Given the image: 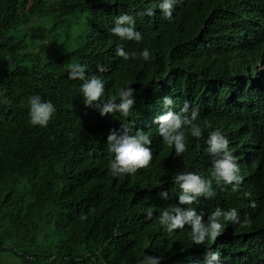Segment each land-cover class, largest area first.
Wrapping results in <instances>:
<instances>
[{
  "label": "clouds",
  "instance_id": "obj_1",
  "mask_svg": "<svg viewBox=\"0 0 264 264\" xmlns=\"http://www.w3.org/2000/svg\"><path fill=\"white\" fill-rule=\"evenodd\" d=\"M88 5L81 17L55 13L66 51L48 38L31 51L68 84L48 143L27 147L37 166L25 179L60 185L97 141L106 175L140 187L130 207L165 237L143 236L138 264H264V0ZM176 23L180 33L162 38ZM26 104L34 129L54 124L50 101ZM4 247L0 264H20Z\"/></svg>",
  "mask_w": 264,
  "mask_h": 264
},
{
  "label": "trees",
  "instance_id": "obj_2",
  "mask_svg": "<svg viewBox=\"0 0 264 264\" xmlns=\"http://www.w3.org/2000/svg\"><path fill=\"white\" fill-rule=\"evenodd\" d=\"M88 3L0 0V186L4 200L0 203V252L5 242H11L20 264H138L149 255L143 236L165 239L153 214L147 220L130 207L129 197L140 187L106 175V159L97 141L86 144L82 163L60 185L34 186L25 179L24 172L37 166L33 159L24 162L27 147L48 143L64 113L61 90L68 84L66 78H56L42 68L31 51L45 38L58 51H66L67 45L60 44L69 38L67 24L56 14L81 17L87 14ZM180 31L176 23L162 30L161 37H176ZM32 95L50 101L56 109L54 124L47 130H36L30 123L26 102ZM102 127L99 124L95 132ZM82 214L87 219L82 220Z\"/></svg>",
  "mask_w": 264,
  "mask_h": 264
},
{
  "label": "bare ground",
  "instance_id": "obj_3",
  "mask_svg": "<svg viewBox=\"0 0 264 264\" xmlns=\"http://www.w3.org/2000/svg\"><path fill=\"white\" fill-rule=\"evenodd\" d=\"M93 174V173H92Z\"/></svg>",
  "mask_w": 264,
  "mask_h": 264
}]
</instances>
